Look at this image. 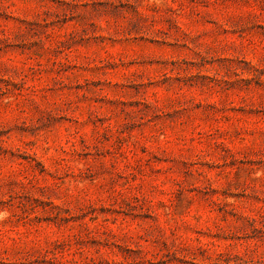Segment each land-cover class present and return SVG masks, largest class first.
<instances>
[{"label": "rangeland", "instance_id": "rangeland-1", "mask_svg": "<svg viewBox=\"0 0 264 264\" xmlns=\"http://www.w3.org/2000/svg\"><path fill=\"white\" fill-rule=\"evenodd\" d=\"M0 264H264V0H0Z\"/></svg>", "mask_w": 264, "mask_h": 264}]
</instances>
